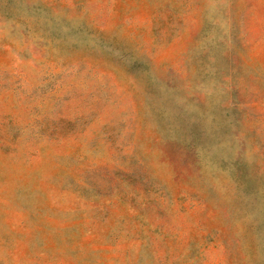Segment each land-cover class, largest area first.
Returning a JSON list of instances; mask_svg holds the SVG:
<instances>
[{"label": "rangeland", "instance_id": "1", "mask_svg": "<svg viewBox=\"0 0 264 264\" xmlns=\"http://www.w3.org/2000/svg\"><path fill=\"white\" fill-rule=\"evenodd\" d=\"M0 264H264V0H0Z\"/></svg>", "mask_w": 264, "mask_h": 264}]
</instances>
